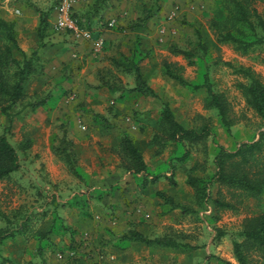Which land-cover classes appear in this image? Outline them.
<instances>
[{
    "label": "rangeland",
    "instance_id": "374dc122",
    "mask_svg": "<svg viewBox=\"0 0 264 264\" xmlns=\"http://www.w3.org/2000/svg\"><path fill=\"white\" fill-rule=\"evenodd\" d=\"M59 1L0 0L26 54L36 46L38 21L27 5L47 10ZM92 1L76 4L77 15H88ZM152 2L106 0L108 8L100 18L78 23L90 33L89 40L56 30L53 15L49 17L45 45L39 49L42 71L24 83V98L10 110L13 120L6 133L18 155V169L0 181V229L17 234L1 249L12 264H223L219 259L237 264L231 247L239 240L242 220L264 214V193L238 201L237 192L213 183L200 200L185 183L187 176H212L217 145L233 151L264 130V121L237 88L247 82L238 67L249 68L264 84V43L241 54L218 42L215 33L228 26L229 0H160L161 9L138 27L143 9ZM253 6L264 23V0ZM99 39L102 47L95 52L92 42ZM172 46L189 52L192 64L172 53ZM12 54L21 59L15 50ZM164 62L193 85L207 74L211 89L229 103V131L207 106L205 89H190L167 77ZM134 66L155 98L97 87L101 81L132 86ZM46 96L44 105L28 106ZM163 103L185 128L209 126L212 135L205 146L164 140L159 124ZM5 125L7 118L0 113V134ZM128 130L139 136L145 177L128 171L119 151V134ZM154 135L162 144L153 143ZM62 137L75 152L76 175L56 153ZM77 138L81 152L75 149ZM185 150L187 159L178 161ZM153 175L157 178L150 182ZM160 191L189 212L170 210L156 197ZM214 200L234 207L219 208ZM128 230L176 247L118 240Z\"/></svg>",
    "mask_w": 264,
    "mask_h": 264
},
{
    "label": "trees",
    "instance_id": "16d2710c",
    "mask_svg": "<svg viewBox=\"0 0 264 264\" xmlns=\"http://www.w3.org/2000/svg\"><path fill=\"white\" fill-rule=\"evenodd\" d=\"M256 0H229L228 20L226 28L215 33L218 42L230 44L233 49L241 54H246L255 46L264 43V23L253 6ZM38 17L35 27L36 46L26 54L18 45L16 31L13 21H7L0 16V113L7 118V125L3 127V133L0 134V181L7 179L11 173L18 169V155L13 146L6 137L13 115L10 110L19 106L24 98V83L42 71V61L39 56V49L44 45V38L50 26L49 17L53 15L54 8L47 10L39 9L33 4H28ZM108 8L106 0H93L88 7L86 16H79L75 11L73 16L77 22L82 25V21L87 24ZM160 0H153L152 4L142 11L138 27L143 28L147 21L159 11ZM86 18V20H85ZM254 19L256 23L253 22ZM214 23V28L218 29V24ZM257 28L259 30H257ZM15 50L21 55L17 60L13 57L12 51ZM171 52L176 55H182L192 64L189 52L172 46ZM164 74L177 81L181 86L190 87V89L203 88L207 96V106L215 109L221 125L229 131L233 120L231 119V109L228 101L222 94L213 91L211 82L207 74L203 75L200 85H193L187 82L183 76L176 72L168 63H163ZM238 72L246 79V83H239L240 93L244 97L245 103L256 115L264 121V84L249 68L238 67ZM133 85L132 87H115L113 83L101 81L98 88H106L109 92L136 93L142 97L155 98L154 90L143 79L137 66L132 68ZM47 96L36 102L28 104L33 109L46 103ZM159 124L165 136V141L177 143L181 146L185 144L203 145L212 135L208 125H202L198 128H185L180 124L170 109L168 103H163L159 115ZM119 137V151L126 160V169L133 174L147 176L146 165L143 161L141 152L133 144L134 139L127 132L122 131ZM153 143L159 142L158 136L154 135ZM71 142L62 137L56 153L60 156L66 169L73 175L77 174L75 152L72 149ZM188 152L185 150L178 158L183 162L187 159ZM213 165L215 172L205 180L194 176H187L185 183L195 190L196 196L200 200L207 196L205 190L208 185L216 183L223 185L228 189L237 192L238 201L245 197H257L264 193V130L258 133L257 138L250 142H242L233 151H229L217 145V151L213 156ZM156 175L149 176V181L153 182ZM174 184V182H172ZM156 197L162 200L164 205L170 210H179L181 213L189 211L181 204L175 202L173 198L163 192H156ZM215 206L219 208L233 209V204L214 200ZM18 233V232H17ZM17 235L15 232H7L0 229V264H12L11 260L2 255V243L7 238ZM239 240L232 241L233 258L237 264H262L264 258V214L244 218L239 231ZM120 241L138 242L148 247H176L174 242L161 238H149L136 230H128L125 234L118 237ZM219 259V258H218ZM223 264L229 262L219 259Z\"/></svg>",
    "mask_w": 264,
    "mask_h": 264
},
{
    "label": "built area",
    "instance_id": "2783aa9c",
    "mask_svg": "<svg viewBox=\"0 0 264 264\" xmlns=\"http://www.w3.org/2000/svg\"><path fill=\"white\" fill-rule=\"evenodd\" d=\"M84 0H60L54 8L53 12V25L54 28L60 32H69L73 34L74 38H80L89 40L91 39L90 33L82 30L76 18L73 16L76 11L75 5ZM18 13V11H16ZM108 26H112V21L108 23ZM102 47V41L94 40L92 42V49L97 52Z\"/></svg>",
    "mask_w": 264,
    "mask_h": 264
},
{
    "label": "crops",
    "instance_id": "0c3cea01",
    "mask_svg": "<svg viewBox=\"0 0 264 264\" xmlns=\"http://www.w3.org/2000/svg\"><path fill=\"white\" fill-rule=\"evenodd\" d=\"M6 12H5V9L3 8V9H1L0 10V16H2L4 19L6 18ZM133 82V81H132ZM132 85H133V83H132ZM130 87H132V86H130ZM152 88V87H151ZM153 89V88H152ZM155 92V91H154ZM136 94V93H135ZM156 94V93H155ZM141 96V95H140ZM142 97V96H141ZM146 98H148V97H146ZM169 105V104H168ZM170 107V106H169ZM170 109H171V107H170ZM172 110V109H171ZM173 112V111H172ZM174 114V113H173ZM159 115H160V113H159ZM176 119V118H175ZM133 130H135L134 128H133ZM128 134L130 135V136H132L133 137V139H134V145L136 146V148L141 152L142 151V147H141V145L139 144L140 143V141H139V136H137V134H135L134 132H132V131H130V130H128ZM146 142H149V139H147L146 140ZM81 144V140H79L78 138H77V140H76V152H81V149H82V145L79 147L78 145H80ZM149 145H150V143H148ZM142 155V154H141ZM143 158V157H142ZM143 161H144V158H143ZM144 163H145V161H144ZM136 231H140V230H136ZM141 233V232H140ZM8 239H5L4 240V242L2 243V247H4V245H5V243H6V241H7Z\"/></svg>",
    "mask_w": 264,
    "mask_h": 264
}]
</instances>
